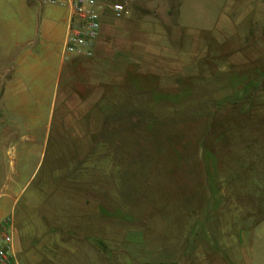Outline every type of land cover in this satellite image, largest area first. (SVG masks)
<instances>
[{"label":"rangeland","instance_id":"rangeland-1","mask_svg":"<svg viewBox=\"0 0 264 264\" xmlns=\"http://www.w3.org/2000/svg\"><path fill=\"white\" fill-rule=\"evenodd\" d=\"M114 1L128 6L127 19L162 23V30L157 28L155 33L164 31L165 39L157 35L151 43L160 51L167 43L168 50L172 49L175 54L165 56L168 61L164 65L169 67L163 66L164 77L160 78L154 77L160 65L152 60L156 56L143 55L135 95L137 108L134 109L135 104L123 102L120 109L108 110L104 134L92 140H73L82 127L78 123L73 131L69 129L67 141L52 144L57 145L58 151L50 150L45 157L29 161L30 173H24L20 180L24 188L20 200L31 204L28 206L33 219L22 221L19 212L16 213L17 237L24 239L25 247L36 251L37 233L51 225L41 217L52 216L46 213L50 207L43 204L57 198L51 192L53 184L71 181V177L65 178V169L73 171V165L84 166L88 160L89 166L107 170L106 179L101 181H105L113 196L120 189L127 195L139 191L140 197L134 205H123V210L131 212L139 221L137 226H147L148 231L141 233L144 242L141 234L139 237L135 233L127 235L126 239L133 241L137 248L134 251L140 257H147L148 264L156 262V248L163 251L157 262L171 263L175 254L169 246L175 245L180 236L189 239V251L183 262L214 264V243L219 242L225 230L220 228L223 222L219 220L214 228V217L229 215L234 219L228 223L232 235L236 234L235 220L240 218L237 206L228 205L221 212V206L214 205L217 202L214 196L221 188L215 184L216 178H225L227 188L243 197L250 191L251 216L264 215V0ZM178 23L180 26H175ZM225 97H229L226 102ZM233 98L243 102L236 108L222 106L216 111L214 104H227ZM130 106L137 111V116L125 118L123 112L130 110ZM104 135L106 142L96 143L97 157L86 158L95 155L91 154L94 143ZM156 165L181 166L188 170L175 175L169 170H155L150 174L152 186L147 184L148 175L138 177L127 169L123 171L125 167ZM122 173L124 178L120 179ZM171 177H182L183 182L176 186L177 180L173 179L168 186H163ZM126 218L134 220L124 214V229H134L136 225ZM245 221L246 225L241 222L244 228L248 227ZM258 231L259 245L252 262L264 264V225ZM157 237L165 239L168 248L161 243L155 246L153 241ZM141 247H144L142 255ZM30 250L18 256L21 264H33ZM196 251L199 253L195 254Z\"/></svg>","mask_w":264,"mask_h":264},{"label":"crops","instance_id":"crops-1","mask_svg":"<svg viewBox=\"0 0 264 264\" xmlns=\"http://www.w3.org/2000/svg\"><path fill=\"white\" fill-rule=\"evenodd\" d=\"M162 27L160 22L133 21L126 17L116 19L111 10H107L102 17L100 35L91 46L92 56L68 55L65 50L70 28L68 8L39 6L36 0H0V227L6 219H11L17 259L26 249L30 250L23 244L24 239L17 237L15 227L17 212L22 221L33 219L32 209L28 206L31 204H23L20 200L24 191L20 180L24 173H30L29 161L45 157L50 150L52 153L58 151L57 145L52 144L67 141L70 138L69 129L73 131L78 123L82 126L78 129L79 136L72 139L92 140L94 136L106 132L108 110L120 109L123 102L135 104L134 109L137 108L135 95L143 55L156 56L152 60L160 62V65L154 77L160 78L164 77L163 66L169 67L164 65L168 61L165 56L175 54L172 49L168 50L166 42L163 51L151 43L157 35L165 39L167 34L164 31L155 33L157 28L162 30ZM129 108L133 109V106ZM112 114L109 113L110 116ZM101 141L106 142L105 135L100 141L91 142L95 146L91 154L95 155L86 158L97 157L96 143ZM85 162L84 166L73 165V171L65 169V178L71 177L73 181L53 184L51 192L57 198L43 204L50 207L46 213H52V216L50 219L40 216L41 220L51 225L37 233L36 251L28 253L31 262L148 264L147 257H140L134 251L137 248L133 241L126 239L127 235L135 233L139 237V234L148 231L147 226H137L139 221L131 212L124 213L123 210V205H134L140 197L139 191L127 195L120 189L116 190L117 196H113L105 181H101L106 179L107 170L101 166H89L88 160ZM170 168L166 165L152 168L132 166L125 167L123 171L127 169L139 177L140 171L145 170L148 172L147 184L152 186L150 174L155 170H169L174 175L185 174L188 170L181 166ZM76 178L78 181H75ZM123 178L122 173L120 179ZM173 179L177 180L176 186L183 180L182 177H171L162 185L168 186ZM224 180L216 178L215 184L218 183L221 188L214 196V201H217L214 205L221 206V212L228 205L237 206L240 218L235 220L236 234L232 235L228 223L234 219H230L229 215L219 216V219L214 217V228L219 225V220L223 222L220 228L225 229L221 232L223 237L214 243V264H260L252 262V255L259 245L258 229L264 225V215L252 217L249 208L251 192L244 197L236 191L233 193ZM124 214L134 219L131 222L126 218L136 225L134 229H124ZM245 220L248 221L246 228L241 226V222L246 225ZM187 239L180 236L175 245L169 246L170 249L173 247L175 258L168 264H204L182 261L189 251ZM141 241L144 242L143 235ZM160 243L163 247L168 245L165 239L154 238L155 246ZM143 250L144 247L139 248V253ZM162 252L156 248L154 264H162L157 262ZM198 253L196 251L195 254Z\"/></svg>","mask_w":264,"mask_h":264},{"label":"built area","instance_id":"built-area-1","mask_svg":"<svg viewBox=\"0 0 264 264\" xmlns=\"http://www.w3.org/2000/svg\"><path fill=\"white\" fill-rule=\"evenodd\" d=\"M39 6H59L70 11V28L66 37V53L92 56L91 46L100 35L102 17L111 10L116 19L130 15L123 3L112 0H36ZM10 229V230H9ZM0 264H20L15 253L11 219L0 227Z\"/></svg>","mask_w":264,"mask_h":264},{"label":"trees","instance_id":"trees-1","mask_svg":"<svg viewBox=\"0 0 264 264\" xmlns=\"http://www.w3.org/2000/svg\"><path fill=\"white\" fill-rule=\"evenodd\" d=\"M229 97H231V96H229ZM229 97H225L224 99H226L225 100V102L229 99ZM240 102H243V99H235V98H233V99H230V101H229V103H227V104H223V105H217V104H214V107H216L217 108V112H218V109H222L221 107L222 106H232V107H234V108H236V106H239V103ZM244 106H246V103H244ZM216 108H214V109H216ZM239 108V107H238ZM240 109H243V107L242 108H240ZM137 111H135V110H128V111H124L123 112V114H125L124 115V117L125 118H128V117H130V118H132V117H136L137 116V113H136ZM216 117L214 116V119H215ZM201 160V159H200ZM156 166H158V165H156ZM162 166V165H161ZM148 167V166H147ZM151 167V166H150ZM146 168V167H145ZM144 174V175H143ZM140 175L142 176H146L147 174H146V171L145 170H141L140 171Z\"/></svg>","mask_w":264,"mask_h":264}]
</instances>
